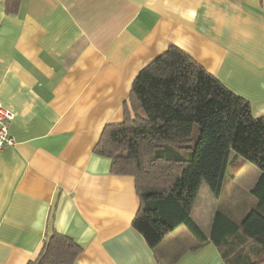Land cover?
<instances>
[{"label":"crops","instance_id":"crops-1","mask_svg":"<svg viewBox=\"0 0 264 264\" xmlns=\"http://www.w3.org/2000/svg\"><path fill=\"white\" fill-rule=\"evenodd\" d=\"M7 2L0 102L15 114L16 144L0 149V264L35 260L53 231L82 247L74 264L264 256L250 239L238 250L225 245L224 256L211 239L217 211L241 223L258 205L257 166L233 158L219 197L200 180L189 211L206 240L182 224L152 248L133 226L135 177L113 173L111 159L95 152L104 127L124 120L140 71L172 45L264 116V0H20L17 11Z\"/></svg>","mask_w":264,"mask_h":264},{"label":"trees","instance_id":"trees-1","mask_svg":"<svg viewBox=\"0 0 264 264\" xmlns=\"http://www.w3.org/2000/svg\"><path fill=\"white\" fill-rule=\"evenodd\" d=\"M19 3L8 0V10ZM95 152L111 159L113 173L135 177L141 206L133 226L152 248L182 224L206 240L189 211L200 180L219 197L233 158L253 163L261 170L251 190L258 205L241 223L217 211L211 239L222 250L250 239L264 255V116H254L248 99L180 47L170 46L140 71L124 120L104 127ZM81 252L72 237L53 231L28 264H74ZM244 262L264 263V256Z\"/></svg>","mask_w":264,"mask_h":264},{"label":"built area","instance_id":"built-area-1","mask_svg":"<svg viewBox=\"0 0 264 264\" xmlns=\"http://www.w3.org/2000/svg\"><path fill=\"white\" fill-rule=\"evenodd\" d=\"M14 117V112L0 102V149L16 144V139L10 132V123Z\"/></svg>","mask_w":264,"mask_h":264},{"label":"rangeland","instance_id":"rangeland-1","mask_svg":"<svg viewBox=\"0 0 264 264\" xmlns=\"http://www.w3.org/2000/svg\"><path fill=\"white\" fill-rule=\"evenodd\" d=\"M184 152H185V151H184ZM244 160H245V159H244ZM243 162H246L245 164H247V165L244 167L245 169H246L247 166H252V167L255 166L254 164L250 163L249 161H246V160H245V161H243ZM251 164H252V165H251ZM240 165H243V164H240ZM204 184H205V186H207L206 183H204Z\"/></svg>","mask_w":264,"mask_h":264}]
</instances>
